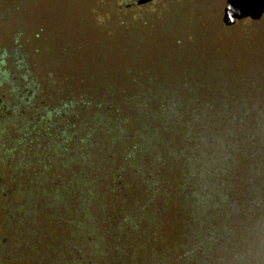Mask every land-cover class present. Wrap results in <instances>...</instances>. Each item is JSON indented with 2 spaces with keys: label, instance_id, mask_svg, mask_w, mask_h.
Instances as JSON below:
<instances>
[{
  "label": "trees",
  "instance_id": "16d2710c",
  "mask_svg": "<svg viewBox=\"0 0 264 264\" xmlns=\"http://www.w3.org/2000/svg\"><path fill=\"white\" fill-rule=\"evenodd\" d=\"M53 1L0 0V264H177L264 165V0Z\"/></svg>",
  "mask_w": 264,
  "mask_h": 264
},
{
  "label": "rangeland",
  "instance_id": "374dc122",
  "mask_svg": "<svg viewBox=\"0 0 264 264\" xmlns=\"http://www.w3.org/2000/svg\"><path fill=\"white\" fill-rule=\"evenodd\" d=\"M68 1L54 0L53 4L48 6V13L51 16L58 14L60 8ZM136 1L147 2V0ZM101 22L99 20V23ZM88 41L93 45L97 42L90 36ZM150 52L152 53V51H146L144 55H150ZM255 137L259 139L261 135H255ZM259 152V158L264 160V151L259 150ZM248 156L249 154L245 157ZM246 159L248 158L244 160ZM255 166L251 164L245 171V175H249V178L245 175L243 178L240 175L229 179L228 173L226 174L228 181H225V195L223 194L225 198L222 202L225 210L221 207L218 214L197 217L191 224H187V230H185L186 227L183 228L184 236L181 235L177 248L170 249L174 251L178 260L177 264H182L180 260H183L186 252H191L193 259L192 263L186 264H204L205 258L211 259L208 264H218V261H223L221 264H264V165ZM234 171L236 170L232 171V175ZM247 209H250L251 213L247 212ZM218 220L221 221L222 227L217 228ZM201 222H203L202 226ZM212 229L220 238L219 243L211 247L204 244L202 246V239ZM237 229L239 230L235 231Z\"/></svg>",
  "mask_w": 264,
  "mask_h": 264
}]
</instances>
